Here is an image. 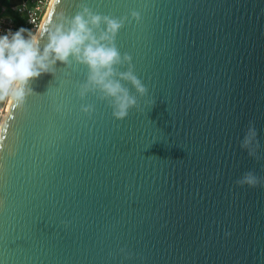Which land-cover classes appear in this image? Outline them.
Instances as JSON below:
<instances>
[{
  "label": "water",
  "instance_id": "obj_1",
  "mask_svg": "<svg viewBox=\"0 0 264 264\" xmlns=\"http://www.w3.org/2000/svg\"><path fill=\"white\" fill-rule=\"evenodd\" d=\"M80 3L129 17L148 92L124 82L140 107L116 120L74 61L29 82L0 137V264H264V187L236 184L264 178V0H56L40 35Z\"/></svg>",
  "mask_w": 264,
  "mask_h": 264
},
{
  "label": "clouds",
  "instance_id": "obj_2",
  "mask_svg": "<svg viewBox=\"0 0 264 264\" xmlns=\"http://www.w3.org/2000/svg\"><path fill=\"white\" fill-rule=\"evenodd\" d=\"M77 8L74 15L61 16L59 22L49 26L43 35L24 28L0 35V101L7 100L22 107L26 98L33 94L28 87L31 80L42 74L54 75L58 61L66 67L74 61L88 70L85 82L78 85L79 97L83 100L90 93H99V99L107 101L112 109V116L123 120L131 109L140 107L137 95L132 94L124 82L130 84L139 97L148 92L135 74L132 57L128 53L122 55L115 42L120 29L130 22L129 17L102 15L85 3L78 4ZM130 16L137 23L141 20L137 11H132ZM41 38L45 41L43 49L40 47ZM124 66L127 70L121 71ZM81 111L91 115L95 106L81 105ZM257 137L255 125L250 121L240 147L249 157L259 160ZM236 184L249 188L264 187V178L247 171Z\"/></svg>",
  "mask_w": 264,
  "mask_h": 264
},
{
  "label": "built area",
  "instance_id": "obj_3",
  "mask_svg": "<svg viewBox=\"0 0 264 264\" xmlns=\"http://www.w3.org/2000/svg\"><path fill=\"white\" fill-rule=\"evenodd\" d=\"M52 0H23L14 6L18 17L10 15L0 16V35L6 34L9 30L15 32L20 28L28 29L34 33L40 29L45 15ZM10 102L0 101V130L8 113Z\"/></svg>",
  "mask_w": 264,
  "mask_h": 264
},
{
  "label": "trees",
  "instance_id": "obj_4",
  "mask_svg": "<svg viewBox=\"0 0 264 264\" xmlns=\"http://www.w3.org/2000/svg\"><path fill=\"white\" fill-rule=\"evenodd\" d=\"M23 0H0V16L10 15L18 17V14L14 11V6L20 4Z\"/></svg>",
  "mask_w": 264,
  "mask_h": 264
},
{
  "label": "bare ground",
  "instance_id": "obj_5",
  "mask_svg": "<svg viewBox=\"0 0 264 264\" xmlns=\"http://www.w3.org/2000/svg\"><path fill=\"white\" fill-rule=\"evenodd\" d=\"M53 3H54V0L51 1L50 8L52 7ZM50 8L48 9V11H47V13H46V15H45V18H44V20H43V23H42L40 29L38 30V33H39V34H41V32H42V30H43V27H44V25H45L46 18L48 17V14H49V12H50ZM10 105H11V103H10ZM5 120H6V118H5ZM5 120H4V124H5ZM4 124H3V126H2V128H1V130H0V137H1L2 130H3V128H4Z\"/></svg>",
  "mask_w": 264,
  "mask_h": 264
}]
</instances>
